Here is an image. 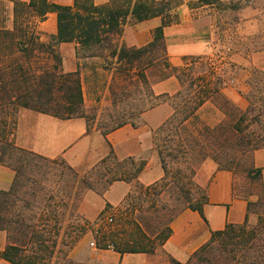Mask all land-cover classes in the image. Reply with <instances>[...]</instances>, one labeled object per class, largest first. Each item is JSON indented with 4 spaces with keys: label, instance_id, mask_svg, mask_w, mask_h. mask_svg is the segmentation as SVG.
<instances>
[{
    "label": "trees",
    "instance_id": "trees-1",
    "mask_svg": "<svg viewBox=\"0 0 264 264\" xmlns=\"http://www.w3.org/2000/svg\"><path fill=\"white\" fill-rule=\"evenodd\" d=\"M262 1L109 0L99 6L94 0H75L73 6L49 0L16 1L12 29H0V109L7 110L8 118L14 117L12 124L0 121V163L16 174L11 190L0 192V230L8 236L0 259L11 264H80L70 258V252L89 232L94 233L98 223L77 212L73 200L82 197L79 182L86 191L100 195L115 182H136L122 204L130 212L129 225L115 234L95 230L101 241L99 249L119 254L154 253L170 239L171 225L182 212H198L205 219L208 189L197 178L204 164L213 161L218 170L244 174L247 181L262 188V196L245 195L234 185V195L248 202V215L257 208L258 222L250 226L247 218L242 224H228L224 230L212 232L188 262L170 257V264H264L263 170L254 165L256 151L264 148V69L251 70L246 82L249 105L243 111L225 96L226 72L212 57L184 56L176 66L165 37L166 28L179 24L177 11L183 5L192 11L216 8L224 13L249 6L257 9L255 4ZM50 12L57 14L58 33L45 40L38 24ZM130 16L134 23L160 19L146 46L119 47ZM61 43H76L78 55L84 58L103 59L105 71L117 59L110 86L114 106L117 87L122 94L135 82L146 89L149 107L102 124L99 130L106 140L125 125L144 124L143 114L150 110L165 104L172 108L171 116L153 131L154 149L164 170L160 181L147 187L140 184L138 178L147 161L120 160L112 147L79 181L78 172L64 159L44 158L17 147L10 139L16 116L24 109L62 120L84 118L89 124L84 81L79 71L64 72L57 51ZM101 76L95 71L91 90L100 86ZM170 79L177 80L179 90L156 94L153 87ZM102 85L106 87L105 80ZM209 104L214 111L205 121L200 112ZM100 169L105 173L95 174ZM62 183L57 190L48 187ZM255 196L258 200L254 202L250 197Z\"/></svg>",
    "mask_w": 264,
    "mask_h": 264
},
{
    "label": "crops",
    "instance_id": "crops-1",
    "mask_svg": "<svg viewBox=\"0 0 264 264\" xmlns=\"http://www.w3.org/2000/svg\"><path fill=\"white\" fill-rule=\"evenodd\" d=\"M16 1L29 2L30 0H0V29H12ZM49 1L64 6H73L75 2V0ZM94 2L99 6L106 4L109 0H94ZM160 24V19L134 23L132 17H128L119 40V47L146 46L152 40L153 30ZM38 31L46 40L57 36V14L50 12L46 20L38 24ZM57 51L63 59L64 72H80L85 84V102L86 87L89 88L94 83L95 71L101 75L106 74L109 79L107 81L109 88L116 74L117 59L113 61L112 67L105 71L103 59L84 58L78 55L76 43H61L57 46ZM173 80L176 79L156 84L153 87L155 93L177 92L179 84L176 83L177 80ZM2 112L0 110V116H2L0 120L5 114ZM171 114L172 108L169 105L168 108L162 105L143 114L147 122L143 127L125 125L110 133L106 140L97 129H90L84 118L62 120L24 109L20 110L16 116L10 139L17 147L44 158L64 159L78 172L79 181H81L88 168L97 165L109 155L111 147L120 160L129 157L140 158L148 153L153 154L155 151L153 131L159 128ZM254 165L263 170L264 176V148L256 151ZM203 170L210 171L207 182L209 203L204 207L205 219L198 212L191 210L182 212L171 225L173 234L170 239L154 253L119 254L112 249H96L95 251L88 247L89 235L87 234L71 250L70 258L80 264H170V257L182 263L188 262L190 257L210 240L212 232L222 231L228 224H242L248 218V202L234 195V174L230 171L218 170L213 161L206 162L202 167ZM163 177L164 170L159 157L154 155L140 174L138 182L147 187ZM15 178V172L0 163V192L10 191ZM135 186L136 182L118 181L104 195L89 190L79 200L75 198L73 202H76L77 212L81 216L94 222L100 218L107 207L115 208L122 205ZM7 245V233L0 230V251H4ZM0 264L11 263L0 259Z\"/></svg>",
    "mask_w": 264,
    "mask_h": 264
},
{
    "label": "rangeland",
    "instance_id": "rangeland-1",
    "mask_svg": "<svg viewBox=\"0 0 264 264\" xmlns=\"http://www.w3.org/2000/svg\"><path fill=\"white\" fill-rule=\"evenodd\" d=\"M225 1L229 2L231 0ZM255 7L257 9L249 6L239 12L229 11L222 13L216 8L192 11L186 5H183L177 11L179 24L165 30L168 54L171 62L174 65H181L184 56L212 57L224 69V72H226L227 84L224 88L225 96L243 111L249 105L246 98L249 88L246 82L250 77V72L254 67L264 69V44H262V41H264V19L261 17L264 15V1L256 3ZM255 44L256 46H254ZM255 50H260L261 52L254 54ZM185 51L189 53H183ZM114 78L110 86L114 83ZM103 80L106 83L109 80L106 74H102L100 77L101 84L97 87L98 89L94 88L91 90L90 87H86L85 102L86 113L90 120L88 126L90 129H97L100 134L99 128L102 124H110L113 120L124 114L149 107L146 89L140 86L138 82H135V86L127 85L125 94H122L120 88L118 89L117 87V104L114 106L111 99L110 86L108 88V85H106L103 88ZM176 83L178 82L176 81ZM163 106L168 108V104ZM0 110L3 111L2 113H5L1 120L6 119L12 124L14 117L7 119V110ZM213 111V106L209 104L200 112V117L205 121H209V117ZM93 117H96V120H92ZM142 119L144 124H147L146 120L144 118ZM144 124L140 123L137 127H143ZM154 155L158 156L156 151L151 155L148 153L143 157L135 159L138 161L145 160L148 163ZM91 168L93 166L88 168L83 176ZM209 172V170L202 171V169L199 172L197 179L204 187L208 182ZM97 173L103 174L105 171L100 169L99 171H95V174ZM63 184H50L48 187L50 189L55 187L57 190ZM234 185L245 195H263L262 188L257 183L247 181L244 174L239 173L234 175ZM77 189L80 197L86 192L80 182L78 183ZM250 199L255 202L258 200V197H250ZM136 214L138 217L142 216L140 213ZM111 215L114 217L113 222L107 220V217ZM130 218V212L126 208H122V205L115 208L107 207L106 211L101 214L100 221L91 222L98 223V226L95 225V228H93L94 233H88V247L96 251L101 246V241L95 230L103 232L110 231L112 234L119 233L126 230L125 226L129 225ZM258 218V210L255 208L253 213L248 215L249 225L255 226ZM91 242L95 245L93 246ZM64 250L66 251V248Z\"/></svg>",
    "mask_w": 264,
    "mask_h": 264
},
{
    "label": "built area",
    "instance_id": "built-area-1",
    "mask_svg": "<svg viewBox=\"0 0 264 264\" xmlns=\"http://www.w3.org/2000/svg\"><path fill=\"white\" fill-rule=\"evenodd\" d=\"M107 220L109 221V222H113L114 221V217L111 215V216H108L107 217ZM93 246L95 245L94 243L92 244Z\"/></svg>",
    "mask_w": 264,
    "mask_h": 264
}]
</instances>
